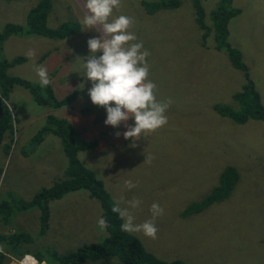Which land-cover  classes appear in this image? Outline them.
<instances>
[{"label":"rangeland","instance_id":"obj_1","mask_svg":"<svg viewBox=\"0 0 264 264\" xmlns=\"http://www.w3.org/2000/svg\"><path fill=\"white\" fill-rule=\"evenodd\" d=\"M51 1L45 25L54 28L74 21L80 25L78 32L60 39L6 35L0 59L22 57L24 61L9 67L6 74L31 84L38 82L35 66L43 65L56 98L73 90L76 96L70 105L52 109L33 102L19 84L7 89L3 104L11 114L17 108L20 113L12 117V135L5 132L0 141V201H9L12 195L28 200L39 189L63 178L66 157L59 139L44 133L40 142L31 143L51 113L66 118L82 140L97 139L93 148L79 151L77 156L102 181L112 204L121 197L140 199V207L133 210L136 223L150 218L153 202L164 209L156 219V239L129 233L147 252L184 264H264V120L234 123L213 108L214 103L236 105L231 95L241 88L243 74L230 65L224 52L214 48L212 33L201 42L191 1L178 0L177 7L147 14L141 0H121V7L113 10L114 16L135 18L130 31L151 52L149 79L157 85V99L173 101L166 112L167 124L155 132L142 133L137 140L114 136L126 128L104 124L105 109L93 105L87 94L91 82L76 72L80 64L77 57L88 55L87 40L99 35L91 29L82 30L83 0ZM35 2L0 0V29L7 22L24 25ZM217 3L200 0L206 25ZM231 6L240 12L227 22V40L239 51L264 105V0H231ZM29 49L35 51V57L25 55ZM54 49L53 60L49 53ZM81 83L83 89L78 86ZM147 154L155 157L151 164L144 163ZM227 165L238 173L229 194L199 211H190V206L210 194ZM129 179L137 187L126 189L124 181ZM47 205L50 219L42 236L38 235L36 208L1 212L0 231L9 234L14 228L28 232L34 238L28 245L30 252L44 262L50 251L62 254L83 243H100L108 236L97 226L99 202L85 190L68 192ZM4 215L6 222L1 219ZM16 257L11 254L3 264H16L21 258ZM82 264L120 263L106 256Z\"/></svg>","mask_w":264,"mask_h":264},{"label":"trees","instance_id":"obj_2","mask_svg":"<svg viewBox=\"0 0 264 264\" xmlns=\"http://www.w3.org/2000/svg\"><path fill=\"white\" fill-rule=\"evenodd\" d=\"M190 1L195 21L201 31V42L204 43L206 37L212 33L214 48L224 52L230 65L240 70L243 74L244 81L241 88L231 95L236 105H233V107L214 103L213 108L218 114L227 117L234 123H243L248 119L264 120V105L261 103L260 95L248 75V69L244 62L241 61L239 51L232 47L227 40V22L231 17L238 14L240 10L231 6V0H218L217 5L210 11V24L206 25L203 21V10L200 0ZM140 4L147 14H151L161 8L177 7L179 1L141 0ZM51 6V0H36L35 4L27 12L24 25L5 23L0 29V45L6 35H39L60 39L77 33L80 25L74 21L62 22L54 28H49L45 25L46 16ZM44 55L46 53L41 56ZM23 61L22 57L0 59V141L5 132H9L12 135V117L17 114L16 111L11 114L6 108L7 106L2 102V100L8 98L7 89L12 85L19 84L25 87L33 102L42 107L52 109L70 105L76 96V92L73 90L58 99L54 96L50 85L41 88L39 82L31 84L24 79L6 74V70L9 67ZM44 133H51L59 139L66 157V168L63 178L48 187L39 189L28 200H22L12 195L11 200L4 199L0 201V214L1 212L8 214L13 211L21 212L22 210L36 208L39 222L38 235L42 236L48 226L49 207L47 203L61 198L68 192L82 189L87 192L89 197L99 202L100 216H103L108 223L106 229L108 236L102 242L83 243L62 254L50 251L46 256L45 264H82L87 260L93 261L106 256L115 257L120 264H184L178 259L164 261L155 257L147 252L134 236L121 230V219L117 214L111 212L113 204L102 181L91 170L82 165L77 156L79 151L93 148L97 143V139H80L75 136L73 126L66 118L51 113L45 116L43 125L32 137L31 143L40 142ZM237 179L238 173L236 169L231 165H227L220 172L218 183L210 194L190 206L189 210L196 212L211 203L223 199L229 194ZM6 215L1 216L4 222L7 221ZM2 226L4 227L5 225ZM12 230L9 234H4L3 231H0V245L4 246V252L0 253V264L10 258L11 254L22 257L24 253H31V248L29 249L28 245L33 242L32 239L34 238L25 230H16L14 228ZM33 255L39 260L42 259L39 255Z\"/></svg>","mask_w":264,"mask_h":264},{"label":"clouds","instance_id":"obj_3","mask_svg":"<svg viewBox=\"0 0 264 264\" xmlns=\"http://www.w3.org/2000/svg\"><path fill=\"white\" fill-rule=\"evenodd\" d=\"M121 7V0H83L84 15L82 30H94L98 36L87 40L88 55L79 58L77 73H83L91 87L88 96L93 105L101 106L106 111L104 124L118 128L124 125L126 131L115 132L125 140H137L142 133L148 134L165 126L168 122L167 110L173 103L171 98L158 100L157 85L149 79L151 52L144 47L135 32L130 29L135 18L126 15L114 16L113 10ZM102 53L97 56L96 53ZM25 55L35 57L33 49ZM35 73L41 88L52 83L47 69L43 65L35 66ZM83 89L84 85H78ZM132 119V124L126 122ZM135 146V144H133ZM155 157L147 154L144 163L151 164ZM124 186L130 190L137 185L132 180H125ZM142 201L138 198L121 197L111 207V212L123 221L121 230L128 233H142L145 237L156 239L158 228L156 219L164 214L159 203L150 205V218L136 223L134 215ZM123 205V206H122ZM97 226L101 231L108 227L103 216L97 218ZM4 246L0 245V253ZM15 259V258H14ZM16 264H45L31 253H24Z\"/></svg>","mask_w":264,"mask_h":264},{"label":"crops","instance_id":"obj_4","mask_svg":"<svg viewBox=\"0 0 264 264\" xmlns=\"http://www.w3.org/2000/svg\"><path fill=\"white\" fill-rule=\"evenodd\" d=\"M56 53H57V49H54V50H52L50 53H49V55L51 56V58L54 60L55 59V55H56ZM7 108V107H6ZM45 108V107H44ZM17 110L18 111H16L17 112V114H19L20 113V110L17 108ZM33 119V117H31L28 121H31ZM74 128V127H73ZM74 131H75V136H77V132H76V130L74 129ZM78 137V136H77ZM80 138V137H79ZM81 139V138H80ZM84 140H88V139H84ZM49 219H50V215H49Z\"/></svg>","mask_w":264,"mask_h":264},{"label":"bare ground","instance_id":"obj_5","mask_svg":"<svg viewBox=\"0 0 264 264\" xmlns=\"http://www.w3.org/2000/svg\"><path fill=\"white\" fill-rule=\"evenodd\" d=\"M17 258V257H16Z\"/></svg>","mask_w":264,"mask_h":264}]
</instances>
